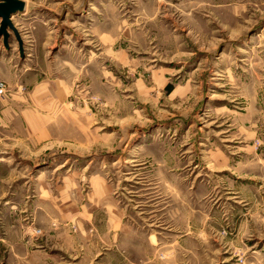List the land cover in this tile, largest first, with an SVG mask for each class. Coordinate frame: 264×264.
<instances>
[{"label": "rangeland", "instance_id": "obj_1", "mask_svg": "<svg viewBox=\"0 0 264 264\" xmlns=\"http://www.w3.org/2000/svg\"><path fill=\"white\" fill-rule=\"evenodd\" d=\"M19 1L22 50L12 32L8 47L0 38V103L64 82L56 111L68 116L33 121L80 139L17 149L32 163L1 183L0 236L77 235L96 179L138 233L124 238L130 261L264 264V0ZM68 178L76 206L65 196L56 208ZM54 242L38 251L75 264ZM16 258L0 264H26Z\"/></svg>", "mask_w": 264, "mask_h": 264}, {"label": "crops", "instance_id": "obj_2", "mask_svg": "<svg viewBox=\"0 0 264 264\" xmlns=\"http://www.w3.org/2000/svg\"><path fill=\"white\" fill-rule=\"evenodd\" d=\"M35 88L32 94L24 98L16 96L18 98H16L14 104L0 103V186L3 182H8L11 185L16 178L18 164L31 165L32 163L30 160L28 162L26 158L18 156L16 154L17 149H29V152L34 149L41 150L40 148L49 144L53 137L57 139L64 137L80 139L78 128H49V125H45L48 128H37L41 127L39 124L43 121H33L34 117H42L46 121V118L54 116H68L69 112L58 113L56 107L67 96L69 85L67 86L66 83L61 82L60 84L57 83L51 86L46 84ZM170 92L171 90L168 94ZM14 110H20L21 113H16ZM34 126L36 128H33ZM94 182V188L88 190L86 196H84L85 200L82 199L84 201H81L79 207L81 212L78 217L81 215L83 217L78 220L77 235L68 232L59 233L58 230H53L52 236L49 235L50 238L48 239H34L33 233L27 228L28 232L25 235L30 238L23 241L22 238L17 236V230H8L6 238L0 236V260L6 259L10 263V260L15 261L16 256L19 255L23 257L22 260H25L26 264H37V262L39 264H61L57 258L48 254L51 250L38 251L41 247L51 249L50 246L54 247V241H56V247L74 257V260L76 259L75 264H88L95 259L94 264H123V261L125 264H139L138 260L130 261L128 259V254L137 251V249L132 250V245L124 243V238L128 239L130 243L135 242L134 240L130 241V235L137 236L138 233L134 228L129 227L130 221L126 218L122 209L114 204H104V199L111 192L110 188L103 182H97L96 179H94ZM71 184L68 178L67 186L64 184L56 185V189L61 191L53 201L56 208L60 206L61 198L65 196L67 198L66 203H68L66 208L76 206V202L74 204L70 197L71 192L78 193V189H74ZM38 188H40V196L42 191L47 194H49L48 190L51 192L46 184H42ZM0 196L4 197L7 194H1L0 189ZM40 201L42 208L48 207V198ZM69 220H75V218L72 217ZM48 229L49 227H46L42 230L47 232ZM47 234L49 233L47 232ZM138 245H143V243L136 244V246ZM148 245L152 251L155 245L150 243ZM2 247H5L3 251L1 250ZM116 255H119L120 259L118 257L117 261H113Z\"/></svg>", "mask_w": 264, "mask_h": 264}, {"label": "water", "instance_id": "obj_3", "mask_svg": "<svg viewBox=\"0 0 264 264\" xmlns=\"http://www.w3.org/2000/svg\"><path fill=\"white\" fill-rule=\"evenodd\" d=\"M24 3L19 0H0V38L3 43L8 47L9 32H12L19 44L20 51L22 50V41L20 35L10 18L17 13L22 12Z\"/></svg>", "mask_w": 264, "mask_h": 264}, {"label": "built area", "instance_id": "obj_4", "mask_svg": "<svg viewBox=\"0 0 264 264\" xmlns=\"http://www.w3.org/2000/svg\"><path fill=\"white\" fill-rule=\"evenodd\" d=\"M4 94V85L0 83V96Z\"/></svg>", "mask_w": 264, "mask_h": 264}, {"label": "bare ground", "instance_id": "obj_5", "mask_svg": "<svg viewBox=\"0 0 264 264\" xmlns=\"http://www.w3.org/2000/svg\"><path fill=\"white\" fill-rule=\"evenodd\" d=\"M12 18V17H11ZM11 18H10V20H11Z\"/></svg>", "mask_w": 264, "mask_h": 264}]
</instances>
